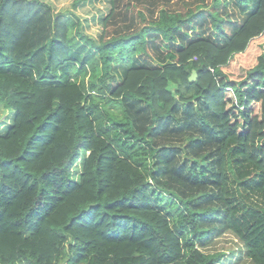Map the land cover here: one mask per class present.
Returning a JSON list of instances; mask_svg holds the SVG:
<instances>
[{"label": "trees", "instance_id": "trees-1", "mask_svg": "<svg viewBox=\"0 0 264 264\" xmlns=\"http://www.w3.org/2000/svg\"><path fill=\"white\" fill-rule=\"evenodd\" d=\"M171 1L108 0L96 40L73 11L0 0V264H264V0L230 30L211 12L215 39L179 34ZM150 40L174 48L159 65L134 59ZM179 107L209 143L190 195L157 177ZM217 228L237 252L210 250Z\"/></svg>", "mask_w": 264, "mask_h": 264}, {"label": "rangeland", "instance_id": "rangeland-1", "mask_svg": "<svg viewBox=\"0 0 264 264\" xmlns=\"http://www.w3.org/2000/svg\"><path fill=\"white\" fill-rule=\"evenodd\" d=\"M48 3L55 12H62L65 10H70L75 12L82 22V30L98 40L102 35V19L106 16L109 10L108 0H42ZM77 1L75 7L72 3ZM214 3L216 0H172L167 6L162 4L159 5L160 8H165L170 10V12H178L182 14L185 19L190 20L188 23L184 24L179 34L187 32L188 36L193 35L202 29L204 36L215 39L217 32L213 29L211 17L213 14L211 12H218V15L222 17V24L226 26L227 30L233 24L239 23L244 14L248 12L247 7L241 4V0H217L219 3L218 8L215 7ZM149 20H154L158 17L159 9L154 8L151 10L138 7ZM190 18V19H189ZM138 23L132 22L133 28H138ZM152 41V42H151ZM156 44V46H155ZM168 44V43H167ZM174 48L166 47V43L159 42L157 40H150L147 43V52H142L136 55L134 59L139 60L143 64H153L159 65L160 62L166 59V54L171 52ZM170 90H174L175 86L170 84ZM177 119L179 120L180 126L171 124H163L161 128L156 129L157 139L160 143L166 144L167 147L160 149L159 156L162 162L166 158H171V169L168 175H162L164 170L159 171L157 177L160 180H167V185L173 188L176 192H183L186 195H190V192L197 189V183L193 180H189V172L186 170L189 163L186 161V156L197 157L203 154L209 147V143L205 139L203 134L204 127L197 122V119L192 118L194 125L189 128L186 126L185 113L182 111L181 107L178 109ZM191 117L189 118L190 121ZM13 120V113L9 109H5L0 106V135H3L6 130L11 126ZM166 132V134H163ZM195 136V141L198 143L199 147L192 152L188 147L189 140L187 137ZM197 137L201 138V142H198ZM194 144V143H193ZM192 144V145H193ZM197 155V156H196ZM78 165L80 162L74 163L71 168V177L77 179ZM77 168V169H76ZM76 169V170H75ZM164 169V168H163ZM211 171L208 172L206 180L203 182V186L210 185ZM193 179V177H191ZM219 221V220H218ZM219 228L214 231L213 239L209 242L213 246L210 250H221L222 252H230L234 250L237 252V248H240V244L231 236L223 235L219 236ZM231 260V264L237 260V255L229 257L228 261Z\"/></svg>", "mask_w": 264, "mask_h": 264}, {"label": "water", "instance_id": "water-1", "mask_svg": "<svg viewBox=\"0 0 264 264\" xmlns=\"http://www.w3.org/2000/svg\"><path fill=\"white\" fill-rule=\"evenodd\" d=\"M195 78H196V72H195V71H192V73H191V75H190V77H189V81H190V82H191V81H194Z\"/></svg>", "mask_w": 264, "mask_h": 264}, {"label": "crops", "instance_id": "crops-1", "mask_svg": "<svg viewBox=\"0 0 264 264\" xmlns=\"http://www.w3.org/2000/svg\"><path fill=\"white\" fill-rule=\"evenodd\" d=\"M108 3H109V2H108ZM74 7H75V6H74ZM108 11H109V10H108ZM107 13H108V12H107ZM107 13H106V14H107ZM106 14H104V15H106Z\"/></svg>", "mask_w": 264, "mask_h": 264}]
</instances>
